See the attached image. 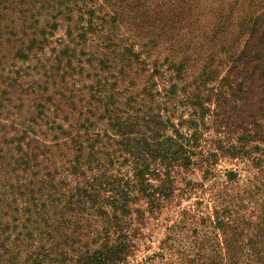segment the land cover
<instances>
[{"label": "rangeland", "instance_id": "1", "mask_svg": "<svg viewBox=\"0 0 264 264\" xmlns=\"http://www.w3.org/2000/svg\"><path fill=\"white\" fill-rule=\"evenodd\" d=\"M47 22L58 28H46V44L26 51L31 27ZM111 51L120 53L121 64L127 63L123 54L132 64L100 66L96 59L107 53L112 58ZM60 53L64 62L70 60L65 55L76 56L74 69L67 71L73 79L63 72L51 75ZM173 63L185 66L186 82L172 90L171 83L158 79L157 90L173 99L157 109L166 108L178 125L180 117H189L187 111L194 113L193 107L184 108L194 94L207 101L201 108L205 122L198 130V151L204 157L198 165L217 166L207 180L198 166L180 169L178 190L167 208L146 214L141 226L146 238L134 258L141 262L158 252L168 227L183 218L185 209L197 216L200 238L193 249L197 255L205 249L199 264H264V0H0V154L31 118L41 117V105L50 103L47 96L56 102L69 99L56 112L59 121L69 112L82 119L96 103L89 92L95 75L108 78L119 91L137 93L151 72L174 71ZM200 75L211 79L202 83ZM233 146L246 157L234 158ZM225 150L218 159L209 156ZM229 174L237 179L225 187ZM188 181L200 187L185 199ZM235 205L240 207L239 213L232 210L237 221L230 218L226 233L208 227L214 206L226 216L231 210L225 208ZM181 233L189 235L188 226Z\"/></svg>", "mask_w": 264, "mask_h": 264}, {"label": "trees", "instance_id": "2", "mask_svg": "<svg viewBox=\"0 0 264 264\" xmlns=\"http://www.w3.org/2000/svg\"><path fill=\"white\" fill-rule=\"evenodd\" d=\"M46 28L56 30L58 24L47 22L41 27L35 23L26 51L40 42L46 44ZM109 54L114 56L109 58L107 53L106 58L93 56L92 60L108 68L132 64L124 54L125 64L117 51ZM65 56L70 60L64 62L60 53L54 61L58 67L49 70L53 76L63 72L73 79L67 71L74 69L76 56ZM131 57L139 62L138 54L131 53ZM172 68L174 71L156 68L137 93L128 88L119 91L108 84V78L95 75L88 90L96 103L90 106L91 115L82 119L69 112L59 121L56 112L62 111L61 104L67 105L69 99L56 102L46 97L50 103L41 105V117L31 118L5 154H0V264H156L157 260L199 264L197 259L205 249L202 255L193 249L200 238L197 216L185 209L180 212L183 218L168 227L169 234L158 252L141 262L134 258L146 238L141 227L146 226V214L167 208L178 190L180 169L192 171L198 166L207 180L217 166L198 165L200 156L204 157V152L198 151V130L205 122L201 108L207 101L194 94L184 107H193L194 113L187 111L189 117H180L178 125L166 108L157 109L173 99L157 90L158 79L171 83L172 90L186 82L185 66ZM210 79L200 75L202 83ZM229 149L234 158L245 156H239L243 153L235 146ZM226 153L211 152L209 156L218 159ZM228 177L225 187L237 179L232 174ZM196 186L200 187L188 181L183 198L189 199ZM236 206L226 207L231 210L226 216L224 209L214 206L208 227L226 233L232 210L239 213ZM186 226L189 235L184 236L181 232Z\"/></svg>", "mask_w": 264, "mask_h": 264}]
</instances>
